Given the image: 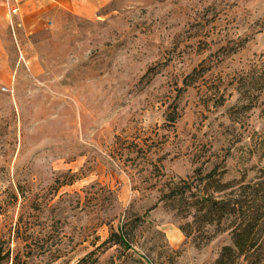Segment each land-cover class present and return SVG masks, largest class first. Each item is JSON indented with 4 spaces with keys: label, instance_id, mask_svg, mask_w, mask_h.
I'll return each mask as SVG.
<instances>
[{
    "label": "rangeland",
    "instance_id": "rangeland-1",
    "mask_svg": "<svg viewBox=\"0 0 264 264\" xmlns=\"http://www.w3.org/2000/svg\"><path fill=\"white\" fill-rule=\"evenodd\" d=\"M6 1L3 248L17 264H75L139 217L133 249L100 248V264H215L229 230L196 244L161 191L198 168L238 183L264 168V0H98L91 13Z\"/></svg>",
    "mask_w": 264,
    "mask_h": 264
},
{
    "label": "trees",
    "instance_id": "trees-1",
    "mask_svg": "<svg viewBox=\"0 0 264 264\" xmlns=\"http://www.w3.org/2000/svg\"><path fill=\"white\" fill-rule=\"evenodd\" d=\"M193 69L186 86L194 84L200 77ZM250 103L243 105L247 107ZM177 109L168 117L170 122L177 119ZM194 175L186 180H170L161 191V199L174 205L179 218L178 225L186 238L201 245L208 242L215 233L229 230L232 244L221 247L215 264H264V250L261 248L264 234V168L258 177L245 183L225 181V169L215 165L210 171L196 169ZM140 218L134 217L128 224L112 230L108 237L77 260L75 264H100L98 249H108L114 245L124 252L133 249L134 230ZM19 224L17 235L19 231ZM23 234V233H22ZM29 237L22 238V242ZM18 254L7 245L0 244V263L10 261L17 264Z\"/></svg>",
    "mask_w": 264,
    "mask_h": 264
},
{
    "label": "crops",
    "instance_id": "crops-1",
    "mask_svg": "<svg viewBox=\"0 0 264 264\" xmlns=\"http://www.w3.org/2000/svg\"><path fill=\"white\" fill-rule=\"evenodd\" d=\"M22 1L24 2L23 4H30L35 7L41 5V7L44 8L45 6L52 5L51 2H57L60 7L74 13H82L83 8L86 9L85 10L86 12L90 11V13L93 12V7L95 8V10L98 9V0H22ZM17 5L18 3H16V7L18 8V12L16 14L10 15L9 10L7 11V17L9 19H12V17L18 15L20 11V7Z\"/></svg>",
    "mask_w": 264,
    "mask_h": 264
},
{
    "label": "built area",
    "instance_id": "built-area-1",
    "mask_svg": "<svg viewBox=\"0 0 264 264\" xmlns=\"http://www.w3.org/2000/svg\"><path fill=\"white\" fill-rule=\"evenodd\" d=\"M0 2H3V0H0ZM6 2L8 3V0ZM8 10H9L10 15H14L18 12V8L14 6L9 7Z\"/></svg>",
    "mask_w": 264,
    "mask_h": 264
}]
</instances>
